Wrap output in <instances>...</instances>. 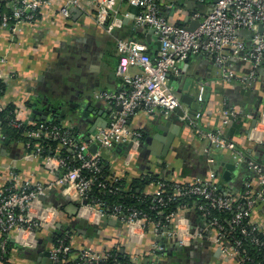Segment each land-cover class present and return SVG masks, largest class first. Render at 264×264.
I'll return each mask as SVG.
<instances>
[{
    "label": "crops",
    "instance_id": "crops-1",
    "mask_svg": "<svg viewBox=\"0 0 264 264\" xmlns=\"http://www.w3.org/2000/svg\"><path fill=\"white\" fill-rule=\"evenodd\" d=\"M156 1L172 23L182 26L191 25L194 11H208L212 5L211 0ZM60 7L61 1L55 0L53 6H45L39 11L36 20L19 23L15 31H0V73L7 81L0 103L4 107L14 105L16 118L33 125L44 122L42 116L33 113L34 108L42 112L51 106L59 112L58 106L64 105L67 107L64 119L58 122L72 129L77 138L86 139L93 122L102 124L107 120L110 123L120 109L115 102L97 99L95 93L103 90L118 92L127 87L117 74V38L142 41L147 44L151 55L158 51L159 41L151 28L133 26V6L126 2L117 6L123 24L113 34H108L95 22L93 8L92 12L65 17ZM126 13L130 14L129 17ZM235 61V69L246 72L244 62ZM180 69L178 75H170L169 81L182 107L169 116L160 112L148 115L142 110L133 115L130 128L141 134L140 144L129 162L128 152L124 149H110L120 143L104 150L103 155L108 162L107 177L131 181L136 177L157 174L172 182L190 183L207 177L214 170L220 192L239 199L249 183L253 194H257L262 187L250 168V162L260 165L264 172V136L261 142L254 139V136L260 138L264 133V126L260 125L257 131L250 129L255 113L259 115L258 121L264 113V71L260 70L252 83L244 84L240 80L224 82L213 61L205 54H191L180 64ZM127 70L135 73L140 68L132 66ZM201 85L206 86L203 102L197 100ZM224 109L238 112L236 119L223 126L224 134L237 145L239 156L236 159L229 151L218 150L200 139L193 124L183 118L184 110H188L192 117L201 111L199 126L203 130L216 129L222 125ZM5 148L6 151L0 150V190L13 181V173L20 182L18 185L26 180L45 186L52 184L41 201L59 210L55 229L70 235V244L76 253L82 248L102 252L117 247L140 262L238 264L234 259L223 256L219 247L208 239V222L193 208L180 210L179 216L187 218L193 230H204L206 238L181 245L183 250L177 248L179 242L173 237H162L167 240L164 248L162 239L157 240L151 226L141 241L132 240L127 224L110 217L97 225L96 234L90 235L88 227L77 222L72 224L78 218L77 202L69 201L71 198L66 197L56 182L58 174L45 167L43 158L27 157L22 141L10 140ZM157 188L158 184L153 182L145 187V192L154 194ZM250 221L264 234V198L258 200ZM58 223L62 224V229L57 228ZM67 229L74 232H67ZM50 233L40 231L38 245L34 249L13 247L6 263L0 260V264H51L54 239H47L51 237ZM2 236L0 233V238ZM159 242L163 250L153 253V244Z\"/></svg>",
    "mask_w": 264,
    "mask_h": 264
},
{
    "label": "built area",
    "instance_id": "built-area-1",
    "mask_svg": "<svg viewBox=\"0 0 264 264\" xmlns=\"http://www.w3.org/2000/svg\"><path fill=\"white\" fill-rule=\"evenodd\" d=\"M6 1L5 7L0 8V31L7 29L15 31L21 22H31L37 19L39 11L45 6H53L55 0H0V6ZM60 12L65 17L73 15L72 9L79 8L88 13L93 8L95 22L108 34H113L116 28L123 24V17L119 15L117 6L120 3H128L136 7L132 20L135 28L148 27L154 29L159 41V48L155 55L148 52L147 44L135 39L117 38L119 64L117 74L123 79L126 88L111 92L103 90L95 93L97 99L115 102L121 109L113 121L105 127H99L91 132L86 139L77 138L74 131L64 127L60 123L42 122L38 128L27 130L30 137L56 140L58 146L52 154L43 158L47 169L58 174L57 184L62 187L65 195L76 201L78 206L77 216L84 218L91 225H98L108 215L110 218L121 219L127 224L128 232L132 240L141 241L147 229L152 226V233L157 240L162 237L176 238L180 245L186 246L195 240L205 237L204 230H193L189 220L179 216V212H171L167 215V223L161 221H148L145 215L133 210L128 216L122 214L121 207H115L113 212H108L100 200L89 195L92 183L96 180V173L100 171L103 151L117 143L132 144L128 151V159L136 152L141 134L130 128V119L139 110L148 115L162 113L169 116L182 104L170 84L171 74L178 75L181 71L180 64L191 54H205L217 68L220 79L224 82L240 80L244 84L252 83L259 71L264 69V0H211L212 5L208 11L196 10L192 20H199V25L194 29H188L172 23L156 0H60ZM203 1V0H200ZM10 10V11H9ZM129 17V13H126ZM15 20L13 23L11 21ZM247 31V34L243 32ZM250 41V47L247 42ZM235 60L244 62L246 72H239L234 67ZM138 66L140 71L128 72V68ZM0 79L5 77L0 73ZM206 86L201 85L197 100L205 99ZM4 106L0 103V109ZM202 112L198 111L192 117L188 110H184L183 118L195 127L200 139L208 141L218 150H227L236 159L239 156L235 141L224 134L223 126L238 117V112L233 110L222 111V125L216 129L203 130L198 122ZM26 121L16 118L13 121L15 127H21ZM264 126V113L252 131ZM252 134V133H251ZM255 138L258 142L262 137ZM4 137V136H2ZM26 148L30 143H24ZM98 145L97 151L90 150V146ZM68 148L72 153V159L78 162L72 165L69 156H62L61 149ZM40 156V147L36 151L27 152V157ZM250 168L256 173L262 187L261 191L253 194L248 183V189L242 198L236 199L219 191L214 170L205 178H197L190 183H177L172 191L171 198L195 195L204 202H198L193 206L184 205L180 210L193 208L201 212L206 219L210 217V209L221 211H236L231 223L241 224L248 219L247 225L241 228L244 236L249 237L257 245L264 242L257 236L260 229L251 223L250 216L259 199L264 198V172L262 167L250 162ZM88 170L92 175H86ZM95 175V176H94ZM106 181H100L99 186L107 187V183H114L105 177ZM108 181V182H107ZM14 186L0 190V233L12 237L11 239L20 247L35 248L38 245V233L42 230L53 231L59 217V210L50 205H44L39 198L52 187L26 180L22 184L13 173ZM154 195L158 202L164 204L163 193L165 183L159 182ZM118 189V188H117ZM242 199L241 202L239 200ZM86 201V203H84ZM207 229L210 231L208 239L219 248L227 258L234 259L238 264L254 263L247 256V249L241 238H233L230 241L228 228L217 217H210ZM170 224V225H169ZM173 228L170 229V226ZM160 243V242H159ZM153 244L152 251L156 253L163 250L161 243ZM51 250V264L60 261L73 262L74 264H99L110 257V250L97 252L91 248H82L77 253L67 242L65 236H58L53 240ZM7 252L6 239L0 238L1 255ZM70 255V258L68 256ZM135 264H143L133 259ZM155 264L157 262L154 261ZM115 264H123L117 262Z\"/></svg>",
    "mask_w": 264,
    "mask_h": 264
},
{
    "label": "trees",
    "instance_id": "trees-1",
    "mask_svg": "<svg viewBox=\"0 0 264 264\" xmlns=\"http://www.w3.org/2000/svg\"><path fill=\"white\" fill-rule=\"evenodd\" d=\"M6 1H3L2 6L0 8L5 7ZM10 11V10H9ZM164 13V10L161 9ZM15 20L11 21L12 23ZM7 88V81L4 79H0V99L3 96L5 90ZM16 120L15 115V106L9 105L0 109V132L2 136L9 140H17L22 141L24 143L29 142L30 147L26 148L27 152L36 151L38 147H40V157L45 158L47 155L52 154L54 149L58 146V142L56 140L46 139L45 137H30L28 136L27 130L31 128H38L40 124L33 125L31 123H23L21 127H15L13 125V121ZM45 122V121H44ZM53 123H59L58 121H48ZM61 155L66 157L69 156V159L72 160V165H77L78 162L72 159V153L68 148L61 149ZM100 171L96 173V180L92 183V188L89 192V195L97 200H100L103 206L107 209L108 212H113L115 207H121L122 214L128 216L133 210L139 211L145 215V218L148 221H161L162 223H167L166 217L171 212H179L182 206L185 204L188 206H193L198 202H204L202 198L195 195L183 196L178 198H171V194L176 184L168 179H165L157 174L140 176L133 178L131 181H127L124 178L116 179L114 183H107L106 188L100 187L98 184L100 181H106L108 175V162L104 158V155L101 158ZM86 175H92L88 170H84ZM95 176V175H94ZM165 183V191L163 193L164 204L158 202V198L154 194H147L145 192V187L150 183ZM14 186V182L11 181L6 184L4 188H9ZM118 188V189H117ZM242 199L239 200L241 202ZM78 209V204H76ZM195 210V209H194ZM197 214H201V212L195 210ZM236 211L232 210H218V209H210V217H217L219 221L224 224L229 233L230 241L233 238H241L243 240V245L247 249V256L253 259L254 263L264 264V244L257 245L250 240L249 237H246L242 234L241 228L247 225L248 219L244 220L241 224L231 223L232 219L235 216ZM202 215V214H201ZM208 217L206 221L211 219ZM170 225V224H169ZM152 227V226H151ZM88 232L90 235L96 234L97 231L95 225L88 226ZM44 231V230H42ZM54 235L51 237L48 236V240L54 239L58 236H65L67 238V242L70 243V235L63 233L62 231H58L54 229ZM257 236L264 242V234L262 232H257ZM2 238L6 239L7 252L1 255V260L5 263L8 259V253L11 251L13 247H17L18 245L8 236L3 235ZM20 247V246H18ZM165 246L164 248H166ZM77 251V250H75ZM70 258V255L68 256ZM117 262L123 264H135L132 257L129 253L123 252L117 247H113L110 249V257L108 259L103 260L99 264H115ZM57 264H74L73 262H58ZM143 264H155L153 260H149L144 262ZM161 264V263H157Z\"/></svg>",
    "mask_w": 264,
    "mask_h": 264
},
{
    "label": "water",
    "instance_id": "water-1",
    "mask_svg": "<svg viewBox=\"0 0 264 264\" xmlns=\"http://www.w3.org/2000/svg\"><path fill=\"white\" fill-rule=\"evenodd\" d=\"M195 0H187V2H194ZM133 7V12H135L136 11V7L134 6V5H132ZM72 12H73V14H76V13H79V14H82L83 12H82V10H80L79 8H73L72 9ZM199 20H193V22L191 23V25L190 26H187V28L188 29H194V28H196L198 25H199ZM150 31L151 32H153L154 33V29H150ZM244 34H246V35H248L247 34V31H244L243 32ZM247 45H248V47H250V41H248L247 42ZM261 71H264V69H261ZM36 105V104H35ZM62 105V104H61ZM67 107H65L64 105H62V106H58V110H59V112H57V109H54V108H51V106H48L44 111H40V110H38V109H36V108H34L33 109V113H35V114H37V115H40V116H42L41 118H42V120H44V121H55V120H57V121H62L63 119H64V116H65V109H66ZM119 108L121 109V106H119ZM119 109V110H120ZM257 109V111H259L258 109L259 108H256ZM43 114V115H42ZM51 114H53V116H50ZM258 113L256 112L255 113V115H254V119H253V122H252V125H251V129H250V131H252L253 130V128L256 126V124H257V121H258ZM115 118V117H114ZM109 123H108V121L107 120H105V122L104 123H102V124H98L97 122H93L92 123V125H91V127H90V132H95L96 130V128L97 127H105V126H107ZM0 142H1V148H0V150H4V151H6V148H5V146H7V145H9V143H10V140L9 139H7V138H5V137H1V139H0ZM263 145H264V143H263ZM131 147H132V144L131 143H129V144H125V143H120V144H118L117 146H114V147H112V148H110V149H114V150H119V149H124L126 152H128L130 149H131ZM97 149H98V145H96V144H93V145H91L90 146V150L91 151H93V152H95V151H97ZM58 197H61V195H59ZM66 197H68L67 195H66ZM39 198L41 199V200H43L44 198H45V196L44 195H40L39 196ZM70 198V197H69ZM68 198V199H69ZM69 201H73V200H71V199H69ZM84 203H86V201H84ZM121 217H123V214H121L120 215ZM109 219V217H108V215H106L104 218H103V220H105V221H107ZM76 222L77 223H79V224H81L82 226H84V227H88L89 225H91V224H89L88 223V221L86 220V219H84V218H81V217H78L76 220H74V221H72V224H76ZM102 225H105V222L104 223H102ZM74 226V225H73ZM96 227H97V225H95ZM57 228L58 229H62L63 228V226H62V224L61 223H58L57 224ZM65 228H67V227H65ZM68 231L67 232H69V231H72V232H74L73 231V229H67ZM78 230H81V231H83V232H86V230L85 229H80V228H78ZM54 231V230H53ZM51 232L50 234H51V236L52 235H54V232ZM161 240V239H160ZM162 241H163V245L165 246V243L167 242V240H165V239H162ZM177 248L179 249V250H183V246H181L180 244H177ZM34 249V248H33ZM218 250L221 252V248H218Z\"/></svg>",
    "mask_w": 264,
    "mask_h": 264
}]
</instances>
